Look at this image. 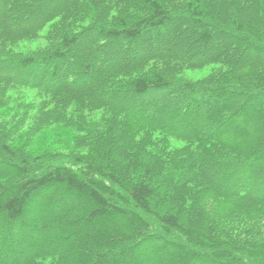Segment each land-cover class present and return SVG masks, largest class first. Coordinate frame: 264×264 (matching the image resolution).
I'll return each mask as SVG.
<instances>
[{
  "label": "trees",
  "instance_id": "trees-1",
  "mask_svg": "<svg viewBox=\"0 0 264 264\" xmlns=\"http://www.w3.org/2000/svg\"><path fill=\"white\" fill-rule=\"evenodd\" d=\"M16 88L42 101L0 117V264H264V0H0V110ZM33 110L85 153L10 145Z\"/></svg>",
  "mask_w": 264,
  "mask_h": 264
},
{
  "label": "rangeland",
  "instance_id": "rangeland-1",
  "mask_svg": "<svg viewBox=\"0 0 264 264\" xmlns=\"http://www.w3.org/2000/svg\"><path fill=\"white\" fill-rule=\"evenodd\" d=\"M47 43V42H46ZM45 40L41 41H31V42H24L15 47V51L27 53L30 51L37 50L40 47L45 46ZM216 66V65H215ZM214 65L205 67L203 69H194V70H187L182 73V77L188 79L190 81H198L208 77L215 69ZM2 95V94H0ZM6 103H4V107L0 110V117L6 118L8 121H11L13 118L20 119L23 118L26 114V110L23 105L25 104H32L34 107L37 106L42 101V97L38 95V92L31 89H24V88H16L11 89L5 92ZM36 114V110L30 112L27 116V120L24 124L20 127L18 131L19 134L14 136L10 141V145L16 146L21 145V148L26 153H33L34 155H39L41 153L51 152L59 155L65 156H77L79 154L85 153V149H81L79 146L77 147V139L80 136L77 132L63 128L60 124L56 125L53 129L51 128H44L43 130H39V132H31V128L33 126V122L31 118L34 117ZM93 118L99 120L101 118L100 113H96L93 115ZM144 133V132H143ZM153 136L155 138H165L163 134L159 131H154ZM186 146L185 143H182L178 140H174L171 138L166 139L165 148L168 151H176L184 148ZM1 162V161H0ZM1 164V163H0ZM5 168V167H3ZM1 169V168H0ZM218 205V204H217ZM216 204L211 205V208L214 216H218L219 222H224V220L229 221L230 227L241 223L240 218H226L221 215L223 210V206H217ZM222 217V218H220ZM220 218V219H219ZM251 220L253 223H256L258 220V216L250 215V216H243L242 220ZM255 220V221H254ZM228 228V227H226ZM230 228V229H231ZM228 228V230H230ZM227 230V231H228ZM229 232V231H228ZM231 233V232H230ZM19 255H25V250H18ZM8 254L7 256H9ZM11 257V256H10ZM49 260V259H48Z\"/></svg>",
  "mask_w": 264,
  "mask_h": 264
}]
</instances>
